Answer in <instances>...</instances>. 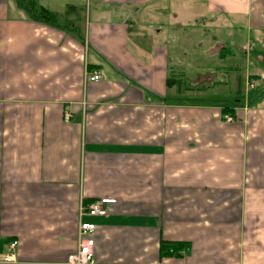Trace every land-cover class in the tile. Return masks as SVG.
<instances>
[{"label":"crops","instance_id":"0c3cea01","mask_svg":"<svg viewBox=\"0 0 264 264\" xmlns=\"http://www.w3.org/2000/svg\"><path fill=\"white\" fill-rule=\"evenodd\" d=\"M34 1L0 0V264H66L102 197L95 264H264V0Z\"/></svg>","mask_w":264,"mask_h":264},{"label":"built area","instance_id":"2783aa9c","mask_svg":"<svg viewBox=\"0 0 264 264\" xmlns=\"http://www.w3.org/2000/svg\"><path fill=\"white\" fill-rule=\"evenodd\" d=\"M101 77V74L97 71L90 75V79L92 80H99ZM250 86L254 87V82H251ZM116 201V198L113 197H102L84 205L80 212L81 221L77 230V248L68 255L66 264H95L94 232L96 224L93 219L98 216L107 215L110 204ZM17 243L14 240L10 243V246L15 248ZM12 258V253L6 255V259Z\"/></svg>","mask_w":264,"mask_h":264},{"label":"rangeland","instance_id":"374dc122","mask_svg":"<svg viewBox=\"0 0 264 264\" xmlns=\"http://www.w3.org/2000/svg\"><path fill=\"white\" fill-rule=\"evenodd\" d=\"M227 43H230V42H227ZM241 43H244V42H241V41L240 42H234L235 47H233V50H235V53L236 54L239 52L238 53L239 56L238 57H235V58L234 57L233 58H230V60H227V61H231L232 60L234 64H237L240 68H243L244 69L247 66V59L241 54V46H240ZM197 44H198V42L196 41V42H192V43L189 42L186 45V48H188L189 49L188 51H190V55L187 56L186 58L181 59V60H184V62L174 67L175 69H174V72L171 73V77L176 78V79H178L180 77L181 78H184L183 76H179L178 75V70H186L187 74L185 76H191V77H196L199 72L201 73V71L199 70V67H201L202 65L198 62L199 57L196 58V56H197L196 54L197 53H195L194 48H198L199 51H201L202 49L199 46V44H198V46H197ZM254 45L258 49H264L263 48L264 47L263 44L260 43V42H256L255 41L254 42ZM255 61L257 63L258 62V59L253 57L252 58V62H255ZM259 62L262 63L261 65L264 64V61L261 62V60H259ZM175 64H178V63H175ZM225 73H226V71L223 70V73L222 74L223 75H226ZM216 75H219V74L217 73ZM190 81H191V78L190 77L189 78H185V81L183 83V87H188V88L189 87H193L191 85ZM210 92L211 91H209V93ZM222 94H223V98H224L223 100L232 101V99L235 98L234 92L232 90H230L229 88L224 89V91H222ZM217 100H219V98H217Z\"/></svg>","mask_w":264,"mask_h":264},{"label":"trees","instance_id":"16d2710c","mask_svg":"<svg viewBox=\"0 0 264 264\" xmlns=\"http://www.w3.org/2000/svg\"><path fill=\"white\" fill-rule=\"evenodd\" d=\"M18 4L23 7L32 18L51 21L53 20V14L44 7H38L34 0H17ZM224 111L227 113L230 110L228 107L224 108ZM189 246L186 242L180 241H166L162 240L160 245V253L162 256H169L179 254L180 251L187 249Z\"/></svg>","mask_w":264,"mask_h":264}]
</instances>
